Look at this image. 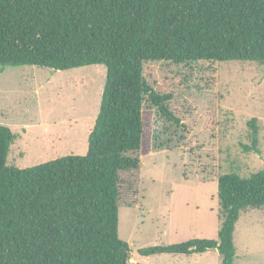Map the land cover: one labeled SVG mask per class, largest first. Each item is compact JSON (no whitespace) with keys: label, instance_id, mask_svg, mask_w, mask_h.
<instances>
[{"label":"trees","instance_id":"16d2710c","mask_svg":"<svg viewBox=\"0 0 264 264\" xmlns=\"http://www.w3.org/2000/svg\"><path fill=\"white\" fill-rule=\"evenodd\" d=\"M264 66V0H0V67L68 71L104 66L105 84L84 155L7 165L16 135L0 126V264H128L118 236L121 175L138 172L148 102L178 123L143 75L148 62ZM251 146L258 128L252 119ZM216 241L141 248L142 257L216 251L234 264L235 225L264 209V167L218 179Z\"/></svg>","mask_w":264,"mask_h":264},{"label":"rangeland","instance_id":"374dc122","mask_svg":"<svg viewBox=\"0 0 264 264\" xmlns=\"http://www.w3.org/2000/svg\"><path fill=\"white\" fill-rule=\"evenodd\" d=\"M143 75L178 123L150 103L142 110L138 172L121 175L118 236L128 264H220L216 250L142 257L141 248L216 241L218 179H248L264 167V66L241 62H148ZM104 66L55 71L0 67V126L16 139L7 165L33 167L84 155L100 106ZM256 120L257 152L248 123ZM234 264H264V209L243 212L233 234Z\"/></svg>","mask_w":264,"mask_h":264},{"label":"water","instance_id":"95a60500","mask_svg":"<svg viewBox=\"0 0 264 264\" xmlns=\"http://www.w3.org/2000/svg\"><path fill=\"white\" fill-rule=\"evenodd\" d=\"M215 250H216V248H215Z\"/></svg>","mask_w":264,"mask_h":264}]
</instances>
